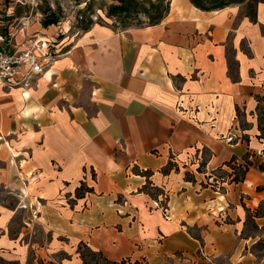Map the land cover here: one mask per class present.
Listing matches in <instances>:
<instances>
[{"label":"crops","instance_id":"crops-1","mask_svg":"<svg viewBox=\"0 0 264 264\" xmlns=\"http://www.w3.org/2000/svg\"><path fill=\"white\" fill-rule=\"evenodd\" d=\"M106 19L69 35L40 23L20 48L50 54L43 72L0 84V187L16 199L0 202V258L84 264L86 242L130 264H264V217L245 235L246 208L264 201V2L257 21L245 4L191 0L155 25ZM248 155L233 182L227 163Z\"/></svg>","mask_w":264,"mask_h":264},{"label":"trees","instance_id":"trees-1","mask_svg":"<svg viewBox=\"0 0 264 264\" xmlns=\"http://www.w3.org/2000/svg\"><path fill=\"white\" fill-rule=\"evenodd\" d=\"M93 2L94 0L86 1V8L82 10V15L78 18V24L76 25L81 31H88L91 27L96 24H106V22H95L93 16H91L94 12L93 10ZM191 2L201 8L203 10H218L225 8L230 5L236 4H245V13L250 17L252 21H257V12L258 6L260 3H263L264 0H191ZM171 0H117L116 3H111L110 5H106L100 7L106 14V18H111L117 20L121 26L126 27L128 25L134 24V19H138L141 16H144L146 22L149 25H155L160 23L165 16L170 11ZM50 12L45 11V16L42 20V25L44 27H48L50 25H58L60 23V19L58 18L55 11L49 8ZM144 23V21H141ZM259 106L258 109L263 108L262 106L264 102V97H259ZM240 111V110H239ZM259 129L261 134L259 138H264L262 136L263 128L259 123ZM234 169V174L232 177V181L235 183H239L245 180L247 172L251 169L254 162L251 159L250 155L245 158V161L241 163L239 166H233L231 162L227 163ZM172 165V164H171ZM238 167V168H237ZM170 164L168 167L164 169L165 172L170 170ZM259 169L264 171V161L259 164ZM145 174H149L150 172L144 171ZM263 187H259L262 189ZM92 189L86 187L84 183L78 188L77 195L82 196L87 191H91ZM247 210V220L245 222L246 229L248 227L249 222L253 223L256 228V233L258 235L261 234V230L256 221L257 218L264 217V201H262L257 208L252 210L251 208H246ZM264 230V228H263ZM246 232V230H245ZM245 235H252L246 234ZM261 236V235H260ZM262 242H264V238L257 242V244L253 247V251L258 254V252H264V246H262ZM261 246V247H259ZM78 252L83 260L84 264H130V259L122 260L120 262L110 260L103 252L93 250L86 242H81L78 248ZM259 256L263 257V254H259ZM0 264H19L17 261H5L0 258ZM35 264V263H33ZM40 264H55L54 262L45 263L41 261Z\"/></svg>","mask_w":264,"mask_h":264},{"label":"rangeland","instance_id":"rangeland-1","mask_svg":"<svg viewBox=\"0 0 264 264\" xmlns=\"http://www.w3.org/2000/svg\"><path fill=\"white\" fill-rule=\"evenodd\" d=\"M86 1L88 2L89 0H0V34L9 37V39L12 38L11 41L9 39L8 41L15 46L22 47L30 38H38L35 37L40 31L36 30V26H40L45 16V11L50 12L49 8L55 11L60 19V23L54 29L56 33L58 32L59 34L62 31H66L68 35L75 32L79 33L81 30L76 25L78 24V18L83 14L82 10L86 8ZM116 2L117 0H94V12L91 16H93L95 22H106V14L100 7ZM144 20V16H141L133 21H135L134 24H141V21ZM68 35L65 37L68 38ZM42 38L46 39L45 36H42ZM35 48L39 49L40 47L39 45H35ZM28 49H33V47ZM257 113L259 123L263 128L262 136L264 137V107L258 109ZM2 137L4 136L2 131H0V141L5 140ZM203 155H208V152L205 150ZM216 174L219 177H224L227 181L229 180L226 171L218 170ZM0 202L11 207L16 204V199L12 195H8L7 191L0 187ZM22 216V213L18 214L14 224L15 228H18ZM255 232V225L249 222L246 234L254 235ZM40 233L38 231L39 236ZM261 245L264 246V242ZM263 253L262 251L258 252V254Z\"/></svg>","mask_w":264,"mask_h":264},{"label":"built area","instance_id":"built-area-1","mask_svg":"<svg viewBox=\"0 0 264 264\" xmlns=\"http://www.w3.org/2000/svg\"><path fill=\"white\" fill-rule=\"evenodd\" d=\"M9 37L0 34V84L14 86L33 74L42 73L44 58L50 54L40 55L34 49H21L8 41ZM12 38L9 40L11 41ZM37 40L34 42L37 45ZM45 43L42 42V48ZM168 197L160 195L154 199V206L162 210L166 218L170 217Z\"/></svg>","mask_w":264,"mask_h":264}]
</instances>
